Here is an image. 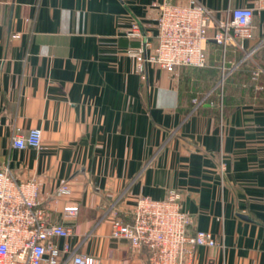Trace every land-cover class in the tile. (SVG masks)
<instances>
[{"label":"crops","instance_id":"obj_1","mask_svg":"<svg viewBox=\"0 0 264 264\" xmlns=\"http://www.w3.org/2000/svg\"><path fill=\"white\" fill-rule=\"evenodd\" d=\"M197 1L220 14L256 0ZM162 3L0 0V164L19 181L35 178L42 205L57 200L50 222L78 206L63 221L71 235L54 240L59 250L98 264H145V252L110 238L111 218L141 196L174 192L192 215L191 232L217 242L197 248L190 264H264V89L250 82L261 49L224 81L221 97L206 93L196 106L182 71L149 63L138 71L126 55L141 43L156 47ZM133 23L139 38L129 35ZM263 39L264 11H256L246 50ZM207 48L214 58V44ZM242 57L227 54L231 64ZM30 129L40 130V148H13L11 138ZM62 185L68 192L56 194Z\"/></svg>","mask_w":264,"mask_h":264},{"label":"built area","instance_id":"obj_2","mask_svg":"<svg viewBox=\"0 0 264 264\" xmlns=\"http://www.w3.org/2000/svg\"><path fill=\"white\" fill-rule=\"evenodd\" d=\"M256 11H264V0H256L253 7L226 8L220 14L197 0H186L183 5L163 0L156 19V47L151 49L149 43H141L129 48L126 55L138 71L145 63L171 74L180 69H206L210 58L207 45L212 42L220 64L217 85L222 91L224 81L231 73L264 48V39L250 50L245 48L246 41L253 35ZM129 35L141 36L137 24L131 25ZM230 50L243 53L238 63L231 64L227 60ZM263 76L264 64L256 63L250 71V82L255 91L264 89L260 84ZM205 99V96H195L192 102L200 106ZM11 146L39 149L40 130L30 129L25 134L14 135ZM67 192L68 188L62 185L56 194ZM38 197L35 178L19 181L8 164H0V264H98L91 257L69 253L67 245L61 250L55 245L54 240L67 239L71 235V229L63 221L74 219L78 206L64 207L61 221L53 223L48 219V212L56 210L57 200L42 205ZM192 225V215L181 209L174 192H169L163 200L141 196L123 217L113 214L110 238L126 241L134 253L145 252V264H190L197 248L217 245L210 233L191 232ZM60 252L69 253V256L60 261Z\"/></svg>","mask_w":264,"mask_h":264},{"label":"rangeland","instance_id":"obj_3","mask_svg":"<svg viewBox=\"0 0 264 264\" xmlns=\"http://www.w3.org/2000/svg\"><path fill=\"white\" fill-rule=\"evenodd\" d=\"M214 55V58H209V67L206 69H180V71H182L180 78L185 82L189 80V87L195 96H201L206 93H212V95L215 96L219 95L220 92L223 94V90L220 91L217 85L220 79L219 71L216 75L209 72L208 74L205 73L207 72L206 70L213 71L215 67L218 68L220 65L216 53H214Z\"/></svg>","mask_w":264,"mask_h":264},{"label":"trees","instance_id":"obj_4","mask_svg":"<svg viewBox=\"0 0 264 264\" xmlns=\"http://www.w3.org/2000/svg\"><path fill=\"white\" fill-rule=\"evenodd\" d=\"M257 55H258V59H259L258 62H260L259 64H262V63L264 64V48L261 49L260 51H258Z\"/></svg>","mask_w":264,"mask_h":264}]
</instances>
